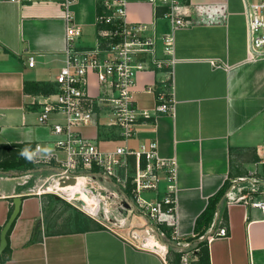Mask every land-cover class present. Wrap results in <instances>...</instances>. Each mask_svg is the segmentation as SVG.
I'll return each instance as SVG.
<instances>
[{
  "label": "crops",
  "instance_id": "0c3cea01",
  "mask_svg": "<svg viewBox=\"0 0 264 264\" xmlns=\"http://www.w3.org/2000/svg\"><path fill=\"white\" fill-rule=\"evenodd\" d=\"M246 2L182 0L178 13L188 27L174 30L162 18L164 8L159 3L130 0L129 21L146 23L152 34H173L175 38L174 111H156L157 92L170 91L163 87L167 74L141 71L134 99L150 118L137 123L128 142L136 151L157 143L162 159L176 161L174 220L179 240L175 243L178 249L169 255L172 262L180 261V248L196 247L193 237L198 218L210 198L230 182L214 226L205 232L209 264H264V209L254 206L264 202V58L249 56ZM71 11L82 29L77 46L96 47L97 0H80ZM93 35L95 39L90 41ZM66 46L67 23L59 4L0 0V162L26 158L38 144L44 155L54 149L51 126L60 117L53 116L48 126L40 124L39 103L45 94L34 93L30 85L56 82L65 64ZM161 54L160 42L157 55ZM31 56L35 57L34 67L29 66ZM109 91L95 74L90 75L88 92L95 103ZM95 112L98 125L82 127L79 132L102 151H113L123 141L117 129L107 124L110 109L98 105ZM28 171L13 178L4 172L6 180L22 181L12 188L0 185V242L15 199H22L10 229L11 257L0 264H165L157 252L137 246L140 242L131 234L144 235L140 225L146 221L127 212L123 213L127 215L125 227L90 228L73 221L74 228L52 232L51 209L60 198L37 193V181L26 184L23 175ZM223 227L228 235L211 239ZM199 251L191 264H201Z\"/></svg>",
  "mask_w": 264,
  "mask_h": 264
},
{
  "label": "built area",
  "instance_id": "2783aa9c",
  "mask_svg": "<svg viewBox=\"0 0 264 264\" xmlns=\"http://www.w3.org/2000/svg\"><path fill=\"white\" fill-rule=\"evenodd\" d=\"M11 1L57 3L64 9L67 23L65 64L55 82L57 93L43 96V102L39 103L42 106L41 125L48 126L55 115L60 117L51 126L56 138L54 149L44 155L43 146L38 144L27 154L26 159L34 168L23 175L27 179L25 183L38 175L37 181L41 184H36L37 193L66 200L109 229L117 225L125 227L129 213L143 218L146 222L140 225L144 237L137 245L139 248L157 252L165 264H191L199 250L197 245L180 248L179 262L169 259V255L178 249L175 243L179 240L174 220L177 210L176 161L162 159L157 143L142 145L137 151L128 145L135 135L137 123L142 118H150L134 99L135 82L141 71L167 74L168 80L163 87L170 91L160 92L156 111L160 114L174 111L175 100L171 92L176 62L174 35L152 34L146 23L129 21L130 0H97L99 43L91 49H80L77 42L82 29L75 23L71 11L80 0ZM142 1L152 5L159 3L164 8L162 18L169 20L174 30L188 27L187 21L178 13L182 0ZM246 1L249 56L261 59L264 58V0ZM160 42L162 54L159 56ZM29 66H35V57L29 58ZM91 74L97 76L101 85L111 89V93L109 91L97 100L100 103H95V97L88 92ZM98 105L109 107L107 124L119 129V137L124 143L113 151H102L79 132L82 127L98 125L95 112ZM43 173H49L45 179ZM76 184H79V190L74 188ZM81 190L92 198L89 203L77 197L76 193ZM254 206L264 209V202L254 203ZM124 212H127L126 216ZM227 235V228L223 227L213 233L211 239ZM141 236L136 231L131 234L135 241L141 240ZM150 239L155 240L156 245H150Z\"/></svg>",
  "mask_w": 264,
  "mask_h": 264
},
{
  "label": "trees",
  "instance_id": "16d2710c",
  "mask_svg": "<svg viewBox=\"0 0 264 264\" xmlns=\"http://www.w3.org/2000/svg\"><path fill=\"white\" fill-rule=\"evenodd\" d=\"M30 86L34 87L33 92L37 94H45V95H54L57 93V85L55 83H32ZM157 96H159V92H157ZM28 150H26L27 152ZM34 168V165H32L26 158H13V159H6L0 162V170L3 172H7L9 176L14 177L19 174H22L28 170H31ZM230 182H226L224 187L221 189V191L210 198L209 204L207 206L206 211L198 218L196 222V233L193 237L197 241V248L200 249L199 251V261L201 264H209V253H208V238L205 236L206 230L212 228L214 226V219L218 214V206L220 201L223 199L226 191L230 187ZM75 223L76 226L85 225L90 228H103V225L98 223L97 221L93 220L86 214L82 213L81 211L75 209ZM169 230L167 227L165 228ZM11 234V231L8 234V242H9V235ZM11 257V248L8 243V246L3 254L2 257H0V260L7 261ZM177 260H179V256L177 257Z\"/></svg>",
  "mask_w": 264,
  "mask_h": 264
},
{
  "label": "rangeland",
  "instance_id": "374dc122",
  "mask_svg": "<svg viewBox=\"0 0 264 264\" xmlns=\"http://www.w3.org/2000/svg\"><path fill=\"white\" fill-rule=\"evenodd\" d=\"M90 38H91L90 41H93L95 39L94 35L91 36ZM117 131L119 133V129H117ZM116 144H119L120 146L124 145L122 142H119V143H116ZM48 174L49 173H43L42 174V178L45 179L48 176ZM6 176L7 175L4 174V172L0 170V178L1 177H4L0 181V185L2 187L12 188L13 186H16L18 182L22 181L21 178H19V179H8V180H6L5 179ZM37 179H38V176H36L34 178H31V182H33V183L35 182L36 183ZM38 184H41V183L38 182ZM30 193H32V192L30 191L29 194ZM49 196L53 197V195H51V194ZM54 197H56V196H54ZM53 202H55L54 199H53ZM75 209L76 208L74 206H72L68 201L63 200L61 198H60V200H58V202L54 203V205H53V207L51 209V211H52L51 213L54 214V216L51 219V220H53L52 221L51 231L52 232H56V231L70 230V229L74 228L73 227L74 226L73 225V221L75 219ZM138 219L140 221H144L145 220L143 218H138ZM141 237H142V239L141 240H138V242L143 241V237L144 236L142 235ZM166 240L168 242V240H170V239L169 238H166ZM168 243H170V242H168Z\"/></svg>",
  "mask_w": 264,
  "mask_h": 264
},
{
  "label": "water",
  "instance_id": "95a60500",
  "mask_svg": "<svg viewBox=\"0 0 264 264\" xmlns=\"http://www.w3.org/2000/svg\"><path fill=\"white\" fill-rule=\"evenodd\" d=\"M21 204H22V199L20 197L15 199V205H14V211L6 225V227L4 228L2 235H1V242H0V255L3 254V252L6 250L7 246H8V233L13 225V223L15 222V220L17 219L20 210H21Z\"/></svg>",
  "mask_w": 264,
  "mask_h": 264
},
{
  "label": "bare ground",
  "instance_id": "6f19581e",
  "mask_svg": "<svg viewBox=\"0 0 264 264\" xmlns=\"http://www.w3.org/2000/svg\"><path fill=\"white\" fill-rule=\"evenodd\" d=\"M81 180V179H80ZM76 189L79 190V184H76V186L74 187ZM76 194L78 198H81L85 203H89L90 200H92V198L90 197V195H88L87 193H85L83 190H81L80 192H77ZM149 244L150 245H156V241L153 239L149 240Z\"/></svg>",
  "mask_w": 264,
  "mask_h": 264
}]
</instances>
